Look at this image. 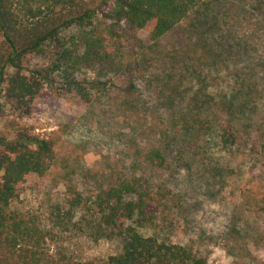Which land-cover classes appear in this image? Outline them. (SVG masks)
Segmentation results:
<instances>
[{
  "label": "rangeland",
  "instance_id": "374dc122",
  "mask_svg": "<svg viewBox=\"0 0 264 264\" xmlns=\"http://www.w3.org/2000/svg\"><path fill=\"white\" fill-rule=\"evenodd\" d=\"M105 2L100 11L110 9L112 1ZM210 11L219 15L216 27L208 23ZM241 44L248 46L246 57ZM108 51V63L81 67L80 80L100 84L88 106L68 96L44 98L20 118L9 106L2 109L0 130L32 126L36 136L55 143L51 170L28 177L14 204L41 223L51 221L47 228L57 235L48 243L51 258L62 253L54 242L67 237L50 217L64 198V184L96 196L132 183L155 190L170 209L157 224L171 222V242L193 248L204 264H264V214L257 206L264 198V160L258 162L264 142V0H203L157 44L147 30L123 29ZM44 64L35 58L29 69ZM244 96L252 105L247 117L224 111L222 102L236 104ZM194 116L202 120L183 125ZM228 126L251 140L249 147L256 143L254 150L238 149L241 141L223 143ZM152 149L164 157L165 169L147 163ZM76 216L74 221L81 213ZM70 236L63 246H76L82 259H99L117 245L85 232Z\"/></svg>",
  "mask_w": 264,
  "mask_h": 264
},
{
  "label": "trees",
  "instance_id": "16d2710c",
  "mask_svg": "<svg viewBox=\"0 0 264 264\" xmlns=\"http://www.w3.org/2000/svg\"><path fill=\"white\" fill-rule=\"evenodd\" d=\"M110 1V9L100 11L105 4L90 6L84 0H0V118L5 106L19 118L30 115L36 103L47 97L74 96L88 106L101 91L100 84L80 80L81 67L108 63V48L121 41L123 29L147 30L149 41L157 44L203 2ZM210 12L212 23H208L216 27L219 15ZM99 17L103 23H99ZM70 31L75 35L66 40L63 35ZM240 48L244 57L249 55L247 45ZM35 58L46 64L29 69ZM245 99L236 104L222 102L224 111L247 117L252 105ZM196 120L202 119L186 117L183 125L191 127ZM14 125L15 130H0V264H204L193 248L171 242V222L157 224L170 209L155 190L137 188L132 183H122L96 196L81 194L69 182L64 184V198L51 209L50 217L54 225L65 229L67 237L62 235L54 242L62 253L58 259L51 258L48 243L52 235L57 236L47 228L51 221L41 223L34 213L17 210L14 204L28 177H42L51 170L56 159L55 143L51 137L36 136L32 126ZM229 128L223 143L232 147L241 141L238 149L254 150L256 143L249 147L251 140ZM258 151L259 162L264 160V142ZM147 163L165 169L164 157L155 149L148 152ZM159 205L163 210H158ZM257 206L264 214V198ZM77 212L81 216L74 221ZM147 228L152 232L145 236L142 230ZM73 232H85L95 241H114L117 245L99 259H82L80 252L75 253L76 246H63Z\"/></svg>",
  "mask_w": 264,
  "mask_h": 264
}]
</instances>
